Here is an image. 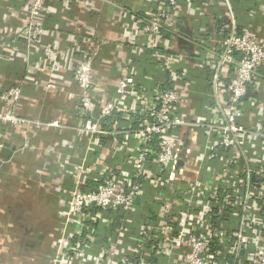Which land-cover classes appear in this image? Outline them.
<instances>
[{
  "label": "built area",
  "instance_id": "2783aa9c",
  "mask_svg": "<svg viewBox=\"0 0 264 264\" xmlns=\"http://www.w3.org/2000/svg\"><path fill=\"white\" fill-rule=\"evenodd\" d=\"M48 1L30 0L22 9L24 20L15 38L23 41L25 50L17 52L15 46H7L6 54L15 52L27 59L32 49L37 50L43 71L48 74L39 86L54 92L60 51L55 45L40 44ZM259 2L264 10V0ZM155 3L159 7L146 19L128 15L133 31L146 35L149 46L159 45L155 38L162 37L164 31L172 32L174 16L181 10L193 15L190 19H198L194 16L205 15L209 8L189 0ZM221 6L226 28L220 31V43L213 49L215 58L206 62L208 117L185 115L189 83L185 74L178 75V65L185 60L163 45L160 67L171 79L170 87L158 85L152 94L142 95L133 88L132 76L126 75L118 80L113 96L101 98L95 93L97 51L86 45L73 70L79 88L75 108L79 125L18 115L23 88L12 85L0 90V103L5 108L0 111V124L69 131L73 140L89 141L81 145L79 165L73 166L72 189L64 201H59L60 236L50 264H145V253L154 256L156 264H241L237 259L231 262L229 257L235 249L247 245L249 237L242 230L234 233L224 228L221 218L233 208L229 207L233 200L241 203L243 188L249 198L254 194L264 196V98L257 92L264 77V41L239 30L231 0H222ZM250 111L259 115L253 125L243 121ZM117 118H123L125 124L120 125ZM179 128H191L197 136L213 138V148L209 149H230V158L219 164L221 169L189 180L177 167L188 154L180 147ZM103 137L121 141L104 144L100 142ZM192 147L200 151L196 141ZM256 147L259 152L248 157L246 148ZM251 177L254 180L250 181ZM146 195L158 207L155 213L146 214V222L136 226L133 216ZM118 215L123 217L117 219ZM262 230L251 256L254 264H264V227ZM101 233L105 243L99 242Z\"/></svg>",
  "mask_w": 264,
  "mask_h": 264
},
{
  "label": "crops",
  "instance_id": "0c3cea01",
  "mask_svg": "<svg viewBox=\"0 0 264 264\" xmlns=\"http://www.w3.org/2000/svg\"><path fill=\"white\" fill-rule=\"evenodd\" d=\"M29 1L0 0V90L12 85L23 88V97L16 109L18 115L40 121L59 119L71 125L81 123L75 109L79 88L73 70L86 45L94 46L97 51L94 62L97 97L113 96L118 80L126 75L132 76L133 88L142 95L152 94L158 85L170 87L171 79L160 67L163 51L160 46L163 45L181 54L185 60L178 65V75L185 74L184 79L189 83L185 115L210 116L205 107L209 102L206 62L215 58L213 49L220 43V24L225 21L222 0H189L196 5H207L208 13L190 19L193 15L190 16L186 9L181 10L174 16L175 31H164L162 37L155 38L159 45L154 46L148 45L146 35L133 31L128 15L146 19L149 12L159 7L155 0H49L48 14L44 18L45 33L40 44L55 45L60 51V68L55 80L57 90L54 92H46L39 86L48 74L43 71L37 50L32 49L34 52L27 59L15 52L11 56L6 54L9 53L7 46H15L17 52L25 50L23 41L15 38V32L22 25V9ZM234 7L239 30L249 31L264 41V10L259 0L240 1L236 10ZM199 27L204 30H198ZM209 52L212 53L210 57L207 56ZM257 92L264 98V77ZM4 109L0 103V111ZM258 116L250 111L243 121L253 125ZM117 119L120 125L125 124L123 118ZM179 129L180 147L188 154L186 161H181L177 167L184 170L183 176L189 180L201 173L221 169L219 164L227 161L233 152L217 147L211 150L210 139L213 138L197 136L191 128ZM83 140L86 139L73 140L69 131H41L0 124V151L2 148L10 150L7 159L0 156V264H50L60 236L59 201H64L72 189L73 166L79 165L81 145L89 142ZM119 141L120 138L116 142L109 137L100 140L104 144ZM195 141L199 152L192 147ZM246 150L248 157H255L259 152L258 147ZM212 154L214 157L210 158ZM240 199L241 203L238 199L233 200L234 204L229 206L233 208L223 214L221 225L234 233L242 230L249 237L247 245L232 252L230 261L237 259L241 264H254L251 256L258 241L256 236L263 234L264 196L254 194L249 198L243 188ZM101 236L104 237L102 233ZM226 246L229 248L230 244ZM95 251L98 254L99 247ZM153 258L148 253L143 257L145 264H156L151 261Z\"/></svg>",
  "mask_w": 264,
  "mask_h": 264
},
{
  "label": "trees",
  "instance_id": "16d2710c",
  "mask_svg": "<svg viewBox=\"0 0 264 264\" xmlns=\"http://www.w3.org/2000/svg\"><path fill=\"white\" fill-rule=\"evenodd\" d=\"M232 1V3H233V7H234V10H236L237 9V6H238V4H240V1H244V0H231ZM238 3V4H237ZM226 21H224V20H222L221 21V24H220V26H221V30L223 29V28H226ZM224 33H227V31L225 30L224 31ZM209 100V99H208ZM147 194V193H146ZM140 203H142V204H140L141 206L139 207V209H138V211H137V213H136V215L134 214V216H133V220H134V222H137V223H141V222H146V221H144V219H145V217H146V214H148V213H155L156 212V209H157V207H158V204H155V203H153L151 200H150V197H149V195H146L145 197H144V200L142 199V201H139ZM123 216H120V215H118V216H116V218L117 219H119V218H122ZM100 243H105V238H103L102 236H101V240L99 241ZM151 261H153V262H156L157 263V259L154 257L153 258V260H151Z\"/></svg>",
  "mask_w": 264,
  "mask_h": 264
},
{
  "label": "water",
  "instance_id": "95a60500",
  "mask_svg": "<svg viewBox=\"0 0 264 264\" xmlns=\"http://www.w3.org/2000/svg\"><path fill=\"white\" fill-rule=\"evenodd\" d=\"M181 35H185L183 33H181ZM10 154V150L7 148H2L0 151V156L4 159H7V156ZM181 161H178V163L180 164Z\"/></svg>",
  "mask_w": 264,
  "mask_h": 264
}]
</instances>
